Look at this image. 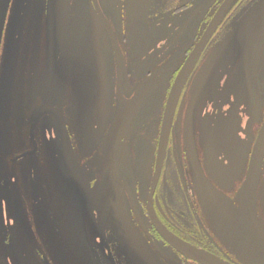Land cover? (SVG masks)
<instances>
[{
    "label": "flooded vegetation",
    "instance_id": "af4514ba",
    "mask_svg": "<svg viewBox=\"0 0 264 264\" xmlns=\"http://www.w3.org/2000/svg\"><path fill=\"white\" fill-rule=\"evenodd\" d=\"M106 1L68 0L51 68L43 0L41 67L31 52L37 72L13 99L12 0L0 264H264V0H233L222 19L228 0H116L117 21Z\"/></svg>",
    "mask_w": 264,
    "mask_h": 264
},
{
    "label": "rangeland",
    "instance_id": "374dc122",
    "mask_svg": "<svg viewBox=\"0 0 264 264\" xmlns=\"http://www.w3.org/2000/svg\"><path fill=\"white\" fill-rule=\"evenodd\" d=\"M42 3H43V0H27L25 8L23 9V13L20 15V18L18 20L19 24L17 25L15 35L17 37L21 35L20 36L21 38L19 39V42L17 41V44H15L16 46H14V49L12 45L11 52L9 54V62H10L11 67H13V59L14 61H17L20 59V58L17 59L18 51L20 52L24 50V52H23V59L19 65L18 72L16 73L17 81L18 79L20 81L19 88H17V83H16L15 92H14L15 97H13V99L16 98L17 89H19V93H20L19 96L22 95V92L26 93L27 83L33 77V74L35 75L37 72V69H34V66L36 65V61L34 58H31V52H34L35 58L37 59V63L39 61V65L41 67L42 61L40 62V59L37 53H38V50H42L43 48L42 46L43 41L41 39V31L43 30ZM115 3H116V0H113V1L107 0L105 2V6L106 8H108L107 11L111 13L112 18L117 21L118 14L115 9ZM84 11H86V5L84 8ZM82 20H83V23L86 25L85 20H87V17L83 15ZM177 20H180V19L178 18L176 19V21ZM26 31L27 33L25 35ZM86 31H87V28L85 29V32ZM23 35H25L24 37L25 39L22 38ZM23 42H24V45H23ZM16 54L17 56L15 59ZM34 83L35 82L31 84V91L34 88ZM80 87H81V90H80L81 94H83L81 98L82 100H85L86 105L89 106V103L91 102V97H92L91 91L89 93L88 91L89 88L85 89V84H83V81L80 82ZM12 88H13V85H10L7 88V95H10ZM24 102L25 101L23 99L22 103H20L21 106L23 105ZM13 108H14L13 109V127H14L13 131L16 137H20L22 134L21 110H19L20 105L16 100L14 101ZM8 147L11 148L10 146Z\"/></svg>",
    "mask_w": 264,
    "mask_h": 264
},
{
    "label": "water",
    "instance_id": "95a60500",
    "mask_svg": "<svg viewBox=\"0 0 264 264\" xmlns=\"http://www.w3.org/2000/svg\"><path fill=\"white\" fill-rule=\"evenodd\" d=\"M12 0H0V47H1V41L3 37V32L10 8ZM25 0H19V2L16 4L15 12H14V20L11 30V37L9 41V50L11 48V45H13V37L16 32V28L18 25V20L20 18V15L23 13V7H25ZM233 0H228L227 3L221 8V11H219V17L218 19H222V17L226 14L230 6L232 5ZM67 7H68V0H47V48L49 50V64L51 68L54 66V56L56 59V56H58V51L60 50L61 45V37L63 36L64 31V24L67 16ZM15 46V45H14ZM13 46V49H14ZM98 52V51H97ZM50 53H53L51 55ZM100 53L98 52L97 61L98 64L101 65V68H97V77H98V84L100 85L101 89L105 88V68L104 64L102 63L103 60L101 59ZM56 62V60H55ZM10 65V63H9ZM182 81V79H181ZM179 90V89H178ZM175 91V95L179 93V91ZM102 92V93H103ZM259 149L257 156L260 157L263 154L264 151V132L261 136V140L259 143Z\"/></svg>",
    "mask_w": 264,
    "mask_h": 264
}]
</instances>
